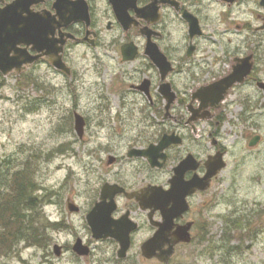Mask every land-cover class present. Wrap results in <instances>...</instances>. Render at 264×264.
I'll return each instance as SVG.
<instances>
[{
	"label": "flooded vegetation",
	"instance_id": "1",
	"mask_svg": "<svg viewBox=\"0 0 264 264\" xmlns=\"http://www.w3.org/2000/svg\"><path fill=\"white\" fill-rule=\"evenodd\" d=\"M19 1L0 0V58L2 48H11L6 55L13 61L34 58L32 63L24 61L20 72L9 73H23L17 85H37L45 92L50 85L59 89L50 79L31 81L27 73L45 66L56 78H64L67 74L54 65L62 55L71 67L69 76H75L70 54L85 46L99 75H105L110 59L116 58L121 66H141L136 74L143 72V76L130 87L143 100L140 112L157 120L143 125L123 152L113 150L111 141H98L100 177L93 183L88 203L81 205L69 197V213L60 209L57 220L12 223L20 230L13 233L15 243L7 256L38 248L43 264H225L221 249L228 241L257 234L253 224L263 214L256 206L250 211L244 206L222 212L225 203L220 197L224 173L242 147L255 159L264 157V0H122L132 20L128 30L111 0H23V5ZM79 3L88 6L90 34L80 17L65 25L80 15ZM105 31L121 33L124 42L102 44ZM34 35H42L40 43ZM149 41L171 63L165 80L147 53ZM130 42L137 48L136 57L125 61L122 47ZM51 44L62 48L59 54L36 49L51 48ZM233 76L236 81L225 92L212 88ZM165 82L170 83L167 91L174 95L171 103L164 93ZM217 92L223 94L221 100H216ZM164 135L181 141L160 151L156 166L146 156L130 155L132 149L159 144ZM192 180L197 181L193 188L189 187ZM105 187L108 196L104 200ZM143 195L147 207L141 203ZM72 202L78 211L69 210ZM99 204L108 208L105 216L109 218L92 224L88 215ZM74 215L80 219L75 220ZM218 223L220 233L215 235L211 229ZM242 223L246 225L243 229ZM182 230L190 241L175 242L167 260L162 259L161 250L170 249ZM237 231L240 233L230 234ZM77 243L81 249L76 248ZM159 243L165 245L159 248ZM206 244L209 258H197L195 250Z\"/></svg>",
	"mask_w": 264,
	"mask_h": 264
},
{
	"label": "rangeland",
	"instance_id": "2",
	"mask_svg": "<svg viewBox=\"0 0 264 264\" xmlns=\"http://www.w3.org/2000/svg\"><path fill=\"white\" fill-rule=\"evenodd\" d=\"M102 38L104 45H121L125 36L105 31ZM85 48L78 46L70 54L75 76L56 78L53 70L45 66L27 73L31 81L50 79L59 84L57 90L51 85L48 92L32 84L23 88L17 85L23 80V73L0 74V189L8 188L11 172L30 161L29 167L41 188L39 192L44 195L39 216H35L38 220L59 219L60 209L68 210L69 197L81 205L88 203L93 183L100 177L97 175L100 171L97 167H101L98 141H111L113 150L123 152L143 125L150 124V119L157 120L154 115L146 117L140 112L143 100L130 87L143 76V72L136 74L141 66H121L116 58L110 59L106 62L108 70L102 76L94 68L92 53ZM104 68L100 69L101 74ZM76 110L88 117L83 138L74 129ZM236 155L224 173V191L220 198L225 207L221 211L229 213L244 206L250 211L256 206L263 214L253 224L257 234L241 241L232 240L230 247L226 243L221 253H225V264H264V207L261 206H264V157L255 159L243 147ZM74 216L75 220L80 219ZM220 225H214L211 232L218 235ZM236 233L240 232L230 234ZM214 245L221 246L217 242ZM205 246L208 244L195 250L197 258H209ZM0 264H43L42 250L31 248L15 255L3 254Z\"/></svg>",
	"mask_w": 264,
	"mask_h": 264
},
{
	"label": "water",
	"instance_id": "3",
	"mask_svg": "<svg viewBox=\"0 0 264 264\" xmlns=\"http://www.w3.org/2000/svg\"><path fill=\"white\" fill-rule=\"evenodd\" d=\"M111 3L113 5V8L117 14L118 19L120 20V22L122 23V25L124 26V28L126 30H128V28L131 26L132 24V20L129 17L128 13H127V8L128 5L126 3H124L122 0H111ZM20 5L24 4V1L21 0L19 1ZM64 6H67V4H65L63 2ZM81 5V12L79 13L80 15H76L74 16V18L68 19L65 25H69L72 22L78 21L80 17V19L86 23V27L88 30V34H90L92 31L90 29L91 26V16L88 10V6L85 5V3H79ZM61 5V3L58 5H56V8L58 9L59 6ZM3 22H5V20H3ZM40 21H37V26L40 27ZM37 28V27H35ZM146 32V30H143V33ZM150 36V34H149ZM35 37V41L39 42L42 40V35L36 36ZM47 41V45H48ZM11 48H2V57L0 58V71L4 74L7 75L10 72H12L13 70H16L17 72H20L23 68V64L24 61L27 62L29 61V63H32L34 61V58L32 59H26L24 61H16V60H12L11 58H9L6 54L7 51L10 50ZM37 50L41 51L43 49H47V51L54 53V54H59V51L62 48H53L52 44H51V48H36ZM123 50V56H124V60L125 61H129V60H134V58L136 57V53H137V48L134 44V42H130V43H126L123 45L122 47ZM147 53L150 54V57L152 58V60L160 67V69L162 70V74H163V80H165L166 75L168 74V72L171 69V63L170 61L167 59L166 55L160 51L159 48H157V46L155 45V43H153L152 41H149L147 43ZM54 65L62 70L63 72L67 73V74H71V68L67 65V63L64 61L62 55H58L57 59H55L54 61ZM236 80L234 79V76L226 81H223V83H220L218 85H214L212 86V88H217L220 89L221 91L225 92L229 87H231L233 85V83ZM164 93L166 95V98L168 99V101L171 103L174 99V95L169 94V92L167 91V88H171L170 83L165 82L164 83ZM204 90H210L208 89H204ZM201 93H204V91H201ZM218 96L216 98V100H221L223 98V94L220 95L219 92ZM203 96V95H202ZM200 96V97H202ZM202 99V98H201ZM169 103V104H170ZM85 126H86V120L85 117L80 114L79 112H75V130L77 131V133L79 134V136H83L84 135V131H85ZM181 141L180 139H174L173 136L171 135H164V137L161 139L159 144H152L149 146L148 149H132L130 152V155H137V156H146L149 158L150 162L152 165L156 166L159 163V157H160V151L164 150L167 146H169L170 144H172L173 142H179ZM114 160L111 159L110 162H113ZM188 162V161H187ZM187 162L185 161L181 166V168L178 169V172L180 169H183V165L187 164ZM225 163L221 164L220 167H224ZM196 180H192L189 182V187L193 188L195 187L196 184ZM107 187V186H106ZM106 187L103 190V195L102 198L105 200L108 196V192L106 191ZM139 198V196H138ZM147 196H142L141 199V203L142 205H144L145 207H147L149 205V203L147 202ZM69 210L71 212L74 211H78V207L76 206L75 203H69ZM108 208L105 207V204H99L96 208H94L88 215V220L90 223L94 224V223H100V222H104L105 220H107L109 217L105 216V211L107 212ZM109 213H111V210H109ZM187 231L182 230V232L180 231L178 236H176L173 240V243L170 244V249L167 250H161V258L164 260H167V258L169 257L172 249L174 246L175 242H180V241H184V242H188L190 241V236L188 233H186ZM165 244L164 243H159V248L163 247ZM77 249H81V244L77 243L76 245ZM85 253H88V251H84ZM146 253V252H145ZM148 255V254H146Z\"/></svg>",
	"mask_w": 264,
	"mask_h": 264
},
{
	"label": "trees",
	"instance_id": "4",
	"mask_svg": "<svg viewBox=\"0 0 264 264\" xmlns=\"http://www.w3.org/2000/svg\"><path fill=\"white\" fill-rule=\"evenodd\" d=\"M31 164L30 161H28ZM25 163L23 167L8 176V188L0 189V229L3 230V236H0V256L8 255L14 245L12 235L20 230L18 226L12 227V223L27 220H38L40 202L37 189L39 184L36 182L34 171H31L29 164ZM32 163H34L32 161ZM5 178V176H4ZM38 195V196H37ZM238 226L237 223L234 224ZM246 226L241 224L242 229ZM229 242H227L228 247ZM212 249L214 246H210Z\"/></svg>",
	"mask_w": 264,
	"mask_h": 264
}]
</instances>
